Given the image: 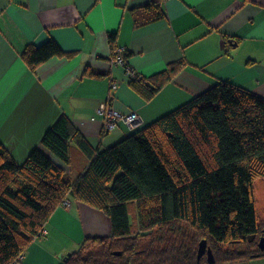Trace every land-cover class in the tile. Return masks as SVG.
Instances as JSON below:
<instances>
[{"label":"trees","instance_id":"16d2710c","mask_svg":"<svg viewBox=\"0 0 264 264\" xmlns=\"http://www.w3.org/2000/svg\"><path fill=\"white\" fill-rule=\"evenodd\" d=\"M165 16L158 3L133 10L137 26ZM115 41L109 34L112 56ZM66 55L49 39L28 44L21 58L34 71ZM185 65L181 58L149 78L137 72L129 86L149 100ZM82 76L99 75L86 68ZM128 132L94 148L61 114L41 145L70 172L78 155L85 157L74 176L38 148L19 164L0 141V264L20 257L69 198L105 212L112 231L84 239L62 264H210L206 254L197 259L202 239L212 264L264 257L253 190L264 178V98L220 80Z\"/></svg>","mask_w":264,"mask_h":264},{"label":"crops","instance_id":"0c3cea01","mask_svg":"<svg viewBox=\"0 0 264 264\" xmlns=\"http://www.w3.org/2000/svg\"><path fill=\"white\" fill-rule=\"evenodd\" d=\"M150 3H158L166 16L135 25L133 10ZM111 33L130 68L143 77L181 58L186 65L145 100L129 86L124 67L112 62ZM49 39L67 55L51 57L32 71L22 51ZM86 68L99 76H82ZM111 80L118 82L116 89H110ZM220 80L264 98V0H0V141L19 164L38 148L74 176L85 157L78 155L70 172L41 145L61 114L94 148H105L129 133L124 125L105 131L96 115L110 96L114 108L136 111L149 124ZM257 187L264 193V178L253 183L264 222ZM68 201L21 255L23 264H62L84 239L111 234L105 212ZM233 264H264V257Z\"/></svg>","mask_w":264,"mask_h":264},{"label":"built area","instance_id":"2783aa9c","mask_svg":"<svg viewBox=\"0 0 264 264\" xmlns=\"http://www.w3.org/2000/svg\"><path fill=\"white\" fill-rule=\"evenodd\" d=\"M125 50L123 47H116L115 54L112 56V62L117 65L125 66V72L128 76L138 77L141 75L135 72L129 65L126 64V58L124 57ZM118 82L115 80L110 81V89H116ZM111 99V96L108 98ZM109 100L101 102L96 109V115L100 116L103 121L104 130L112 131L116 129L119 125H124L127 127L128 131H133L136 128L140 127L144 121L140 114L136 111H130L127 113H122L112 105L109 104ZM92 117L91 119H94ZM65 206H69L68 201H64ZM44 231V230H43ZM42 231V233H44ZM12 264H23L21 261V256L18 257Z\"/></svg>","mask_w":264,"mask_h":264},{"label":"water","instance_id":"95a60500","mask_svg":"<svg viewBox=\"0 0 264 264\" xmlns=\"http://www.w3.org/2000/svg\"><path fill=\"white\" fill-rule=\"evenodd\" d=\"M263 232H264V227H263ZM258 246L260 249H264V235H262L260 238H259V241H258ZM203 254H206V257H207V261L212 264L214 263V256H213V253L211 251V249L209 247H207L206 245V241L204 239H202L199 243H198V249H197V259L199 260L200 257L203 255ZM69 254H67L68 256ZM67 256L64 257V259L67 258Z\"/></svg>","mask_w":264,"mask_h":264},{"label":"rangeland","instance_id":"374dc122","mask_svg":"<svg viewBox=\"0 0 264 264\" xmlns=\"http://www.w3.org/2000/svg\"><path fill=\"white\" fill-rule=\"evenodd\" d=\"M262 190L257 187V197H258V202L260 203V205L262 206V208L264 209V196H262V194H264L263 192H261Z\"/></svg>","mask_w":264,"mask_h":264}]
</instances>
